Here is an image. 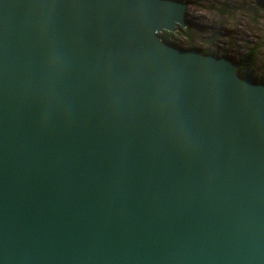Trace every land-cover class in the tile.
Returning a JSON list of instances; mask_svg holds the SVG:
<instances>
[{
  "label": "water",
  "instance_id": "water-1",
  "mask_svg": "<svg viewBox=\"0 0 264 264\" xmlns=\"http://www.w3.org/2000/svg\"><path fill=\"white\" fill-rule=\"evenodd\" d=\"M187 4L0 0V264H264V82Z\"/></svg>",
  "mask_w": 264,
  "mask_h": 264
},
{
  "label": "rangeland",
  "instance_id": "rangeland-1",
  "mask_svg": "<svg viewBox=\"0 0 264 264\" xmlns=\"http://www.w3.org/2000/svg\"><path fill=\"white\" fill-rule=\"evenodd\" d=\"M186 1L183 17L187 27L171 31L169 41L181 47L208 48L218 56L225 52L234 60L256 44L253 63L242 73L255 79L264 76V0Z\"/></svg>",
  "mask_w": 264,
  "mask_h": 264
},
{
  "label": "trees",
  "instance_id": "trees-1",
  "mask_svg": "<svg viewBox=\"0 0 264 264\" xmlns=\"http://www.w3.org/2000/svg\"><path fill=\"white\" fill-rule=\"evenodd\" d=\"M192 2H195L194 0H192ZM164 31V30H163ZM171 33V32H169ZM158 36L165 40V41H168L170 43H172L171 41H169L167 39V37L161 33H158ZM173 44V43H172ZM187 47H194L192 45H188ZM198 48V47H197ZM256 48H257V45L256 44H253V45H250L240 56L237 60L240 61V65L237 67L236 71L238 73L239 76H242V77H245V78H248L254 82H264V76L258 78V79H255L253 78L249 73H242L245 69H247L248 67H250L253 63V60H254V56H255V51H256ZM202 53H211L210 50L208 48H198ZM214 55H216V52L214 53ZM220 55H225V52H222V54ZM219 55V56H220Z\"/></svg>",
  "mask_w": 264,
  "mask_h": 264
},
{
  "label": "flooded vegetation",
  "instance_id": "flooded-vegetation-1",
  "mask_svg": "<svg viewBox=\"0 0 264 264\" xmlns=\"http://www.w3.org/2000/svg\"><path fill=\"white\" fill-rule=\"evenodd\" d=\"M187 25L183 28H186ZM161 34H163V36L165 35L167 37V39L172 35L171 33H169L168 31H162ZM239 58V57H238Z\"/></svg>",
  "mask_w": 264,
  "mask_h": 264
},
{
  "label": "bare ground",
  "instance_id": "bare-ground-1",
  "mask_svg": "<svg viewBox=\"0 0 264 264\" xmlns=\"http://www.w3.org/2000/svg\"><path fill=\"white\" fill-rule=\"evenodd\" d=\"M188 4L185 6V8H187Z\"/></svg>",
  "mask_w": 264,
  "mask_h": 264
}]
</instances>
